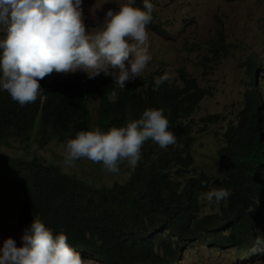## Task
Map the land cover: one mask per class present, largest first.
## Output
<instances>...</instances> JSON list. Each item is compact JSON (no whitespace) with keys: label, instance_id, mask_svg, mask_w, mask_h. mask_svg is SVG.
Segmentation results:
<instances>
[{"label":"trees","instance_id":"1","mask_svg":"<svg viewBox=\"0 0 264 264\" xmlns=\"http://www.w3.org/2000/svg\"><path fill=\"white\" fill-rule=\"evenodd\" d=\"M134 5L143 10V0H134ZM154 22L152 12L149 25L164 34ZM233 48L219 33L208 42L201 65L217 61ZM249 65L251 71L258 70L256 63ZM178 73V81L167 79L158 88L153 77L126 82L124 89L117 88L111 77L82 76L53 83L46 77L39 81L44 92L23 107L0 90V146L12 141L41 148L55 140L65 143L79 131L96 127L106 132L124 126L139 119L146 109H162L176 136V142L167 148L146 141L137 166L128 169L127 179L111 185L92 184L38 156L1 157L0 228L15 221L24 234L33 219H38L54 235L63 232L81 259L101 264H180L183 251L196 249L195 245L238 246L237 252L250 254L253 231L264 230V197L259 206L253 203L256 188L250 181L259 173V163L251 157L257 148L253 128L259 124V114L252 111V122L230 125L225 132L224 175L213 178L193 168L190 149L196 136L184 121L196 114L209 90L186 69ZM113 89L117 96L109 101ZM95 96L96 118L91 108ZM207 120L212 125L221 121L216 117ZM242 129L249 148L240 155L229 139L242 134ZM186 172L191 175L188 180ZM227 186L239 193L223 205L220 217H200V191ZM249 203H253L252 213L247 212Z\"/></svg>","mask_w":264,"mask_h":264},{"label":"clouds","instance_id":"2","mask_svg":"<svg viewBox=\"0 0 264 264\" xmlns=\"http://www.w3.org/2000/svg\"><path fill=\"white\" fill-rule=\"evenodd\" d=\"M81 5L82 0H0V31L4 33L0 39V90L5 91L21 107L36 102L44 92L39 81L53 73L68 75L82 71L88 79L103 73L105 77L112 78L117 88L124 89L126 82L139 78L152 60L148 25L152 21L154 5L150 0H143V10L133 6L134 0H127L117 11L109 9L102 22L91 29H86ZM233 51L234 48L229 53ZM229 53L220 55L218 60ZM217 61L206 62L202 68H208L209 64L215 66ZM253 63L257 64L258 70L251 71L249 64ZM245 66L248 81L245 94L238 104L237 116L227 123L222 133H215L221 138L216 159L217 164L222 166L221 173L212 176L205 168L195 166L192 154L194 141L190 153L193 168L213 178L221 177L225 173V162L221 155L228 146L225 132L230 125L252 122L250 113L257 110L259 124H255L253 132L258 142L256 153L251 157L259 163V173L250 181L256 188L253 203L259 206L264 197V59L253 52L248 55ZM167 79V75L156 78V87ZM200 85L210 92L201 99L196 114L184 121L190 123L193 135L197 127L195 116L200 112L202 102L214 96L212 87ZM116 96L117 92L113 89L107 98L113 101ZM222 115H205L202 123L207 124L208 118L216 117L221 121L208 125L217 126L227 121ZM169 127L162 109H146L139 119L126 122L124 126L111 127L106 132L99 128L79 131L75 138L65 142L63 163L66 167H72L75 161L87 159L93 164L102 165L108 173L118 172L119 165L124 162L134 168L141 158V149L146 141L151 140L160 148H167L176 142V136ZM229 142L238 146L240 155L241 151L249 148L247 134L243 129L242 134H235ZM186 174L187 180L190 179V173ZM228 186L200 191V217H220L223 205L239 193L237 189ZM253 203L248 204V213L254 212ZM257 230L262 231L261 236H264V230L256 228L251 246H254V242L256 245L260 243V238L254 235ZM21 241L20 247L11 238L3 241L0 246V264H93L94 261L81 259L63 232L54 235L38 219H33L30 227L25 229ZM237 247L232 246L234 249L231 250L237 251ZM214 249L215 252L223 250ZM257 250L250 254L258 257L264 249ZM245 255H242L241 261L247 262L249 260Z\"/></svg>","mask_w":264,"mask_h":264},{"label":"rangeland","instance_id":"3","mask_svg":"<svg viewBox=\"0 0 264 264\" xmlns=\"http://www.w3.org/2000/svg\"><path fill=\"white\" fill-rule=\"evenodd\" d=\"M126 2L127 0H82L86 29L96 27L109 9L117 11L119 6ZM150 2L154 5V25L161 27L165 33L161 34L148 25L152 60L134 82L151 77L156 80L161 75H167L171 82L178 81V71L184 68L193 74L200 84L214 89V96L202 102L200 112L195 116L196 140L192 154L195 166L205 168L212 176L219 175L222 166L217 164L216 159L221 138L215 133H222L227 123L237 116L238 104L245 94L248 81L245 66L248 55L255 52L258 57L264 59V0H150ZM219 21H222V25ZM0 33L4 36L2 31ZM219 33L224 35L228 44L234 46V51L223 56L215 66L209 64L208 68H202L201 62L207 54V44ZM82 76H86L82 71L68 75L53 73L48 76V82ZM104 77L101 73L95 78ZM97 107L98 99L95 96L91 100L94 118ZM216 113H223L222 116H225L227 121L217 126L202 123L205 115ZM64 144L55 140L41 148L37 144L27 146L21 141H12L10 145L0 146V158L38 156L47 163L60 165L67 173L98 185L122 182L128 177V169H133L124 162L119 165L118 172L108 173L103 170L102 165L93 164L87 159L77 160L74 166L66 167L63 163ZM22 235L18 224L11 221L7 227L0 228V246L4 240L11 238L16 246L20 247ZM254 235L260 238V243L256 245L254 242L252 252L264 249V236H261L263 232L257 230ZM195 246L196 249L188 248L183 251L180 264H264V250H261L258 257H254L253 254L245 256L249 260L246 262L241 261L242 255L245 254L244 250L237 252L231 250L234 248H229L215 252L211 247Z\"/></svg>","mask_w":264,"mask_h":264}]
</instances>
